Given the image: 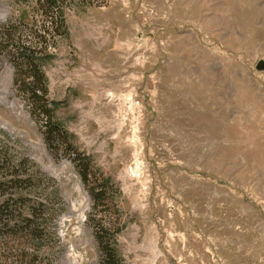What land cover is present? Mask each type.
I'll return each mask as SVG.
<instances>
[{"label": "rangeland", "instance_id": "1", "mask_svg": "<svg viewBox=\"0 0 264 264\" xmlns=\"http://www.w3.org/2000/svg\"><path fill=\"white\" fill-rule=\"evenodd\" d=\"M66 25L48 98L112 180L100 209L122 264H264V0H104ZM43 131L0 53V264H99L92 201ZM39 203L37 248L21 220Z\"/></svg>", "mask_w": 264, "mask_h": 264}, {"label": "trees", "instance_id": "2", "mask_svg": "<svg viewBox=\"0 0 264 264\" xmlns=\"http://www.w3.org/2000/svg\"><path fill=\"white\" fill-rule=\"evenodd\" d=\"M103 1L13 0V13L0 24V53L12 67L15 95L27 102L32 117L44 122L43 142L48 151L54 156H67L78 168L81 184L89 195L98 218L93 225L94 240L99 250L98 263L122 264L115 241L110 242L106 238V233L114 230L113 222L110 220L107 225L102 224V218L106 215L102 216L103 210L100 209L114 207V203L106 196L110 184L113 186L112 180L103 175L92 174L89 157L75 148L73 135H70L62 122L56 118L55 112L62 102L48 98L47 79L43 71V67L56 58L59 42L69 38L66 13L70 10L85 12L101 6ZM34 176L42 179L45 174L36 170ZM30 181L31 178L27 176L22 182L14 180L6 183L17 186L26 182L31 184ZM7 201L9 199L6 204ZM43 207L45 206L42 203H39L37 208L28 207L26 210L31 214L30 218L25 215L26 210H23L24 218L21 222H25L26 229L23 230V235L28 237L24 244L42 247L44 233L40 219L44 215Z\"/></svg>", "mask_w": 264, "mask_h": 264}, {"label": "water", "instance_id": "3", "mask_svg": "<svg viewBox=\"0 0 264 264\" xmlns=\"http://www.w3.org/2000/svg\"><path fill=\"white\" fill-rule=\"evenodd\" d=\"M256 70L258 72L264 71V62L263 61H258L256 64Z\"/></svg>", "mask_w": 264, "mask_h": 264}]
</instances>
